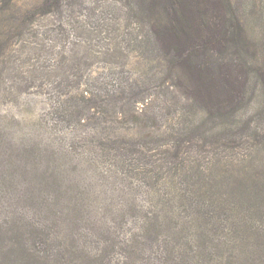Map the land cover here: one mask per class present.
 Wrapping results in <instances>:
<instances>
[{"label": "trees", "instance_id": "obj_1", "mask_svg": "<svg viewBox=\"0 0 264 264\" xmlns=\"http://www.w3.org/2000/svg\"><path fill=\"white\" fill-rule=\"evenodd\" d=\"M15 1L0 0L1 58L36 16L62 6V0H41L21 13ZM116 2L113 19L125 30L119 32V52L145 64L143 87L135 91L134 82L105 90V97L79 88L64 93L54 111L64 121L92 118L97 126L101 116L112 115L116 124L128 119L133 122L126 133L140 134L111 127L112 135L94 144L102 166L139 181L153 199L152 207L140 209L137 231L118 247L123 264H143L147 254L161 264H235L240 230L251 231L248 217L264 209V36L253 35L248 13L232 0ZM250 11L264 22V5ZM104 50L116 49L109 44ZM145 81L159 88L164 121L182 120L181 128L161 126L154 115L148 126L139 117L138 105L145 110L144 103L152 102ZM191 146L198 160L187 155ZM219 149L222 164L200 155ZM254 161L262 165L260 176L251 170ZM112 250L109 243L102 247L105 256Z\"/></svg>", "mask_w": 264, "mask_h": 264}, {"label": "rangeland", "instance_id": "obj_2", "mask_svg": "<svg viewBox=\"0 0 264 264\" xmlns=\"http://www.w3.org/2000/svg\"><path fill=\"white\" fill-rule=\"evenodd\" d=\"M116 1L62 0L59 11L36 16L0 57V264H123L118 247L137 231L140 209L153 205L139 181L125 179L117 169L108 171L94 154L98 152L94 144L101 136H111V127L139 137V132L123 129L132 127L133 121L116 124L112 115L101 116L97 126L92 118L64 121L63 113L54 111L64 93L79 88L104 96L105 90L134 82L135 91L143 87L148 77L145 64L119 52L123 46L119 32L125 30L113 19ZM40 2L15 1L21 13ZM232 2L245 9L253 35L262 39L264 29L259 25L264 22L258 23V14L250 10L261 8L264 0ZM109 44L116 50L105 54ZM145 82L152 102L144 103L145 110L143 104L137 106L143 109L139 117L148 126L154 115L161 126L181 128L182 120L164 121L159 88ZM134 110L130 108L126 116ZM220 150L200 155L205 161L220 160L218 165L224 161ZM197 153L194 146L187 151L191 160H198ZM261 167L259 161L251 163L259 176ZM258 212L248 217V225L257 231L239 232L235 264H264V209ZM105 243L114 247L106 256ZM145 257L143 264H161Z\"/></svg>", "mask_w": 264, "mask_h": 264}]
</instances>
